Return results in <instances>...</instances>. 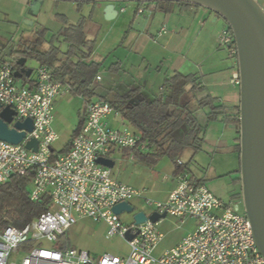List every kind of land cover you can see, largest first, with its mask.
Listing matches in <instances>:
<instances>
[{
  "label": "built area",
  "instance_id": "1",
  "mask_svg": "<svg viewBox=\"0 0 264 264\" xmlns=\"http://www.w3.org/2000/svg\"><path fill=\"white\" fill-rule=\"evenodd\" d=\"M119 4L124 13L127 5ZM145 5H137L136 14L146 13ZM165 32L166 29L164 28ZM220 48L237 59L234 34L225 27L218 37ZM15 58L0 66V105L16 112L9 128L32 120L33 131L26 132L18 145L0 140V186L13 176L33 173L30 180V200L38 203L49 199L50 208L24 228L3 227L0 222V264H264L256 245L252 225L239 205L233 206L217 197L205 184H195L187 173L177 177V187L165 201H156L118 181L110 168L98 163L101 158L114 160L115 153L136 149L147 151V144L129 126L114 128L109 117L117 114L104 100L90 102L81 131L71 139L66 153L56 152L59 134L55 129V101L70 93V87L54 77L53 68L40 65L33 70L29 84L15 77ZM97 76L95 82H100ZM233 83L240 87L239 73ZM38 142V151L28 150L29 141ZM133 160V156H131ZM179 165L184 163L178 160ZM142 199L140 211L133 205ZM127 203L134 208L128 225L114 207ZM239 208V210H237ZM144 213L148 220L137 224L135 217ZM153 214L166 218L193 219L194 232L184 237L172 249L157 256L164 235L160 223L150 220ZM103 222L110 237H121L129 245L125 257L103 254L95 258L88 252L62 248L60 240L81 219ZM134 236L132 241L126 235ZM24 253L18 262L17 255Z\"/></svg>",
  "mask_w": 264,
  "mask_h": 264
},
{
  "label": "crops",
  "instance_id": "2",
  "mask_svg": "<svg viewBox=\"0 0 264 264\" xmlns=\"http://www.w3.org/2000/svg\"><path fill=\"white\" fill-rule=\"evenodd\" d=\"M46 1L47 0L43 2L40 13L46 5ZM257 1L264 10V0ZM32 3L33 0H0V14L8 17L10 13L15 12L21 17H26L27 15L38 17L39 15H33V13L30 12ZM62 3L64 5H72V7H69L70 9H68L73 18V21L69 25L77 24L82 17H86L82 14V11L80 12L76 4ZM59 6L61 5H57L56 8ZM88 7L94 14L93 26L89 34V39H95L96 42H98L97 36L101 35L102 31L109 23L105 20V5H98L96 7L90 5ZM136 8L137 4L135 3L127 5L126 11L124 13L119 12L117 18L114 21H111L110 29L116 26L115 22H117L119 18L122 19L121 22L126 29L121 43L118 44V42H116L113 46H117L118 44L116 47L117 49L127 44L126 48L128 49V46L130 45V55H136L139 57L143 56L142 58L144 61H147L149 57L155 58L160 63V66H158L157 69L158 74H151L150 77H163V85L165 79L173 76L175 73L190 76L194 79V86H197V88L190 95L186 96L185 101L189 104V109L194 113L199 124L203 127L200 134L203 141H201V149L199 151L207 150L212 153H226L227 155H231L232 159L237 160V166L234 169L224 171L216 176H213L212 186L215 187L220 195L216 194V192L208 187L205 179L197 178L193 173H185H187L190 178L194 176L196 179L203 181L212 193L224 201L225 199L223 197L226 195L229 196V199H235L238 201L235 195L240 189V186L236 185L237 183L235 180L240 177L238 173L240 169V157L236 150L239 136L237 134V128L227 122L229 117L235 116L237 108L240 106V87L233 83L234 75L239 73L238 62L235 57L230 55L228 50L220 48L218 45L219 34L225 27H227V24L222 22L221 19H218L215 14L203 8L184 7L180 5L166 7L151 5L146 7V13L141 16L136 14ZM64 16H66V14H64ZM164 28L166 29L165 32L163 31ZM60 32L61 29L58 31L56 36H54L49 48H47L45 44L46 40L44 35L39 34L40 32L30 38L33 41L31 43L29 39L23 38L24 36H22L23 39L20 41L19 48L24 49V51L31 50L32 52L36 51L44 53L53 46L58 47L61 51L58 58L64 60L66 58L65 54L68 50V46L63 42ZM106 36L107 35L99 41V46L96 45L93 54L88 60H86V62L100 65L98 62L94 61L93 57L96 55L98 48L100 46L103 47L107 42L108 37ZM3 41L4 40L0 38L1 45ZM57 42H60L59 46ZM113 46L111 49H114ZM19 48L17 50L9 51V54H4L5 52L0 51V66L4 61L14 58L12 54L17 52ZM74 60H76V57H74ZM122 64L123 63L120 61L118 62L119 66L115 70L111 68L109 69L112 76L111 81L115 86L120 83L125 84L127 81L126 78L121 76ZM39 66L40 64L36 61L34 69ZM97 76H101V72H98ZM95 80L96 78L93 81L94 87L98 86L103 81V77L98 83L95 82ZM148 80H150V78H148ZM160 91L162 92L161 95L165 93L163 86L160 88ZM206 97H209L213 101L212 105L214 107L221 109L220 114L216 116L215 120L210 122L207 120V115L210 113V107H198V102ZM74 98H80L83 104L82 102L79 103V107L81 105L82 106L76 114L77 120L75 121V124L68 122L67 126H65L68 131V140L65 146L72 139V135L79 125V113L85 111L87 108L85 107L84 100L81 97H75L71 93L64 94L55 101L56 113L61 104H72L74 102ZM101 98L110 99L106 93H97V97L92 98L90 102L103 100ZM116 112L117 114L109 117L110 126L114 128L128 126V122L123 118L122 114L118 111ZM54 126L60 138L62 128L57 127L55 124ZM188 149H191L193 154H197V152H194L193 148ZM60 151L61 150H58L57 152ZM142 153L151 154L153 153V149L147 148V151ZM194 155L193 159L195 157ZM118 156H123L124 159H128L129 161L131 160V164L134 162L133 165H135L134 171L129 173V175L122 178L114 176L118 181L130 185L135 189L144 190L148 197L156 201H165L169 197L170 193L176 189L178 176L175 175V165L172 161L171 165V163L167 161L164 162V158H162L155 165H153L154 170L159 173V176L155 178L151 177V175L147 173V169L137 167V165L145 167H149V165L137 160L135 161L134 159L132 160L131 157H124V155L120 152L115 153V165ZM178 160H181L185 165L187 164L181 158ZM162 162L167 163L169 167L167 172H163L161 169L163 164ZM216 173L217 171L215 170V174ZM143 176H145V180H143ZM150 185L153 187L152 189L150 188ZM134 202L137 205L142 206V199H136ZM238 205L239 204L235 203V206ZM190 220L193 221V219ZM185 222L186 219L183 223ZM193 223L196 229V221L194 220ZM65 239L69 245L68 248L86 251L95 258H99L106 253L122 257L129 254V245L125 239L118 236L110 237L108 235V227L105 223H96L88 218L79 220V222L66 233ZM112 239L125 241L128 252L124 255L111 253L112 251L108 249L106 242ZM181 240L173 245L162 247L164 242L163 240L156 251V255L159 256L166 250L172 249L177 246Z\"/></svg>",
  "mask_w": 264,
  "mask_h": 264
},
{
  "label": "trees",
  "instance_id": "3",
  "mask_svg": "<svg viewBox=\"0 0 264 264\" xmlns=\"http://www.w3.org/2000/svg\"><path fill=\"white\" fill-rule=\"evenodd\" d=\"M60 3V1H54ZM137 5L160 7L180 5L184 7L200 6L179 3V2H158V3H135ZM80 8L88 6H98V3H78ZM93 26V13L88 17H82L77 24L67 25L61 32L63 42L67 44L68 50L64 60L59 59L61 53L58 47H52L47 52L23 51L15 52L12 56L15 58V70L19 71L21 67L18 62L22 58L34 59L40 65H47L54 70V77L58 81L69 85L70 93L73 96H79L84 100L85 107L90 100L97 97L96 88L93 81L99 72V65L86 62L95 49L96 40L89 39V34ZM228 26V25H227ZM77 57V60H74ZM1 61V59H0ZM59 64V65H57ZM111 68L115 70L118 67ZM32 77L23 76V84H29ZM20 80V79H18ZM194 79L180 73H175L164 81L163 89L165 93L153 100H145L139 96L138 91H130L124 96L117 95L114 100L101 98L111 104V106L120 112L123 118L133 126L143 137V142L147 144L148 149H153L151 154H143L136 149L119 151L124 157L142 162L147 165H155L162 158H169L175 165V175L179 176L185 172H190L189 165H179L177 163L180 156L188 148H193L194 152L201 149L200 137L203 127L199 124L194 113L189 109V104L185 101L187 95L196 90ZM191 87V88H189ZM213 101L206 97L198 102L199 108L210 107V113L207 120L213 121L220 114V108L212 105ZM86 119V110L79 113V125L74 131L72 137L79 134ZM227 122L237 128V134L240 135V108H237L234 117H229ZM71 146V140L60 151L66 153ZM236 150L240 157V139L237 140ZM240 174V169L238 171ZM33 173L26 176H13L7 183L0 186V222L3 227L14 226L24 228L34 219L48 211L50 201L44 198L43 201L34 203L30 200V180ZM191 181L195 184H204L203 181L194 176ZM241 184L240 178L237 180ZM241 197V196H240ZM62 248H68L65 236L60 240Z\"/></svg>",
  "mask_w": 264,
  "mask_h": 264
},
{
  "label": "water",
  "instance_id": "4",
  "mask_svg": "<svg viewBox=\"0 0 264 264\" xmlns=\"http://www.w3.org/2000/svg\"><path fill=\"white\" fill-rule=\"evenodd\" d=\"M45 0H33L30 12L39 15ZM65 3H98L105 5V20L114 21L119 15L118 5L125 3H158L179 2L200 6L223 19L234 34L237 48V62L240 76V180L243 210L248 217L254 232L256 245L264 257V10L257 0H52ZM27 59L22 58L21 67L15 77L30 78L33 69L26 67ZM16 112L0 105V140L18 145L26 137V132L33 131L32 120L17 123L13 129ZM28 150L38 151V142L31 140L26 145ZM98 163L113 169L115 161L101 158ZM239 210V208L237 209ZM133 212L134 208L121 203L113 212ZM166 218L153 214L150 220L154 223ZM137 224L145 223L148 218L144 213L135 217ZM129 241L134 236L127 234Z\"/></svg>",
  "mask_w": 264,
  "mask_h": 264
},
{
  "label": "rangeland",
  "instance_id": "5",
  "mask_svg": "<svg viewBox=\"0 0 264 264\" xmlns=\"http://www.w3.org/2000/svg\"><path fill=\"white\" fill-rule=\"evenodd\" d=\"M59 4L61 6L56 8V6ZM63 5L64 4L62 2L56 3L52 0H47L46 5L44 6L42 12L38 17L30 15L21 17L18 13L15 12L10 13L8 17L0 14V38L4 40L2 45L0 44V51L5 52L4 54H9V51L17 50L19 48L20 41H22L23 38L29 39L31 43L33 41L30 38L39 32V34L44 35V38L46 40L45 44L47 48H49L51 41L53 40L54 36H56L58 31L60 29L62 31L68 24H71V22L73 21L72 15L68 10L72 7V5ZM81 11L82 14L86 17H88L92 13L88 5L80 8V12ZM64 14H66V16H64ZM120 19L121 18H119L117 22H115L116 26L112 27L111 29V22H109L105 29L102 31L101 35H98L99 37L97 36L98 42H96V45L98 46L99 41L103 39L105 35H107L106 37L108 38L104 46H100L96 52V55L93 57L94 61L100 64L99 72H101V76L103 77V81L95 87L96 92L98 94L106 93L109 96L110 100H114L113 98H115V96L117 95L124 96L130 91H138L139 96H142L145 100H153L162 94L160 88L163 86V77H150L151 74H158L157 69L158 66H160V63L155 58L149 57L147 61H144L142 58L143 56H131V48L129 45V48L127 49V44L116 49L118 44L121 43L126 32V29L121 22L122 19ZM221 21L225 23L223 19H221ZM22 36L24 37L22 38ZM116 42H118L117 46H113ZM57 44L59 46L60 42H57ZM112 46L114 47V49H111ZM23 51L24 49L19 48L17 52ZM120 61L123 63L121 76L126 78L127 81L125 84L120 83L115 86L111 81L112 76L109 72V69L117 66V63ZM35 66L36 61L32 58H29L27 61V67L34 69ZM148 78H150V80H148ZM19 82L22 81L20 80ZM73 100L74 102L72 104H61V106L55 113V125L62 128L60 132V138L54 146V150L56 152L64 148L68 140V131L66 130L65 126H67L68 122H71V124H75V121L77 120L76 114L82 106L81 105L79 107V103L82 102L80 98H74ZM127 125L131 128V130L137 132V130L133 126L128 123ZM194 154L191 149H186L180 156V158L189 165L190 174L193 173L197 178L205 179L208 187L216 192V194L220 195L215 187L212 186L213 176H216L221 172L236 168L237 160L232 159L231 155H227L226 153H212L211 151L207 150H201L198 151L196 155ZM193 155L195 156L194 159ZM163 161H167L172 165L171 160L168 158H164ZM133 163L131 164V160L129 161L128 159H124L123 156H118L116 165L112 169L113 175L115 177L117 176L118 178L129 175V173L134 171L135 165H133ZM137 167H143V169H147L149 172L147 170L146 171L149 175H151V177L156 178L157 176H159V173L154 170L153 165H149V167L137 165ZM161 169L163 170V172H167L169 170L167 163H163ZM215 170L217 171L216 174ZM145 176H143V180H145ZM150 188L152 189L153 187L150 185ZM223 198L227 203L233 206H235V203L239 204L241 207L240 211L244 212L242 202L239 203L240 201L229 199V196L227 195ZM133 205L135 206L136 211H140L141 206L137 205L135 202L133 203ZM133 218L134 214L129 215L125 213L121 215V220L126 225L132 222ZM193 221L190 219H186L185 223H181L180 219L166 218L165 220H163L159 225V229L165 236L162 247L173 245L185 236L189 235L192 231H194L195 226ZM106 246L108 247V249H110V251H112L111 253L124 255L128 252L126 242L123 240H109L106 242ZM23 257L24 253L20 252L16 258L19 262Z\"/></svg>",
  "mask_w": 264,
  "mask_h": 264
},
{
  "label": "flooded vegetation",
  "instance_id": "6",
  "mask_svg": "<svg viewBox=\"0 0 264 264\" xmlns=\"http://www.w3.org/2000/svg\"><path fill=\"white\" fill-rule=\"evenodd\" d=\"M26 67H27V64H26ZM240 175V174H239ZM240 178V177H239ZM238 178V179H239ZM237 179V180H238ZM237 180H235L236 181V185H238V186H240V189L238 190V192H237V194L235 195V197L237 198V200L238 201H240L239 203H241L242 202V194H241V184H239L238 182H237ZM241 196V197H240ZM239 207H240V205H239ZM240 209H241V207H240Z\"/></svg>",
  "mask_w": 264,
  "mask_h": 264
}]
</instances>
